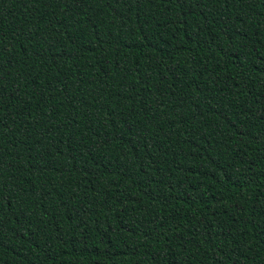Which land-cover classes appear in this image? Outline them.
I'll use <instances>...</instances> for the list:
<instances>
[{
  "label": "trees",
  "instance_id": "trees-1",
  "mask_svg": "<svg viewBox=\"0 0 264 264\" xmlns=\"http://www.w3.org/2000/svg\"><path fill=\"white\" fill-rule=\"evenodd\" d=\"M0 264H264V0H0Z\"/></svg>",
  "mask_w": 264,
  "mask_h": 264
}]
</instances>
